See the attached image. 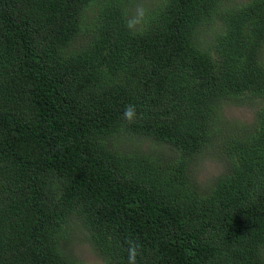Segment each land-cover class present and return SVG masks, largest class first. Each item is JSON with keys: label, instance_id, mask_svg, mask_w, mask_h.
Returning a JSON list of instances; mask_svg holds the SVG:
<instances>
[{"label": "trees", "instance_id": "16d2710c", "mask_svg": "<svg viewBox=\"0 0 264 264\" xmlns=\"http://www.w3.org/2000/svg\"><path fill=\"white\" fill-rule=\"evenodd\" d=\"M130 18L126 0H0V264H93L70 255L75 226L94 264H127L129 240L137 264H264V0ZM223 100L258 105L217 138ZM120 134L176 156L120 151ZM210 146L224 169L199 186Z\"/></svg>", "mask_w": 264, "mask_h": 264}, {"label": "rangeland", "instance_id": "374dc122", "mask_svg": "<svg viewBox=\"0 0 264 264\" xmlns=\"http://www.w3.org/2000/svg\"><path fill=\"white\" fill-rule=\"evenodd\" d=\"M240 1L247 0H223V4L227 5ZM157 2L158 0H126V10L128 11L129 16L133 17L135 16L137 5H142L147 10L148 8L153 7ZM97 4L89 6V8H87L84 12L85 19L89 23ZM212 27L213 26H207L206 24L203 25V27L201 26V31L198 35L202 41L207 40L211 33ZM81 41L82 37L78 36L74 38L70 46L78 47ZM257 105L258 103H255L254 105L249 103L236 104L232 100H223L220 102V105L216 108L219 118L216 121V125H218L217 131H215V137L219 138L221 135L227 132V134L232 135L245 131V128L251 123L253 119L254 110ZM117 137L118 138L116 140L115 146L120 151L129 153L137 150H156L162 152L164 157L176 156V152L170 146H167L163 143L152 142L150 139L144 137L136 138L124 134H120ZM214 142L216 143V140H214ZM222 154V149L218 151L216 146H210L193 159L190 170L194 180L199 186L208 185L211 178L223 171L225 160L223 159ZM67 248L70 251V255L77 261L93 264L99 263L101 261L100 257L87 243V240H83L81 238L80 230L76 228V226L73 229Z\"/></svg>", "mask_w": 264, "mask_h": 264}, {"label": "clouds", "instance_id": "9594fccd", "mask_svg": "<svg viewBox=\"0 0 264 264\" xmlns=\"http://www.w3.org/2000/svg\"><path fill=\"white\" fill-rule=\"evenodd\" d=\"M146 12L147 10L145 9L144 6L137 5L135 16L127 20L126 27L129 30H135L137 25H140L142 22H145ZM133 34H136L135 31H133ZM122 115L123 118L129 123L133 122L137 115L136 107L132 104L127 105ZM128 243H129V248H128L127 264H137V256L140 254L139 253L140 245L131 240H129Z\"/></svg>", "mask_w": 264, "mask_h": 264}]
</instances>
